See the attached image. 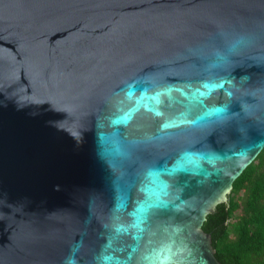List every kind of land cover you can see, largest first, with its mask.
I'll return each mask as SVG.
<instances>
[{"label": "water", "instance_id": "obj_1", "mask_svg": "<svg viewBox=\"0 0 264 264\" xmlns=\"http://www.w3.org/2000/svg\"><path fill=\"white\" fill-rule=\"evenodd\" d=\"M263 149L264 0H0V264H223Z\"/></svg>", "mask_w": 264, "mask_h": 264}, {"label": "trees", "instance_id": "obj_2", "mask_svg": "<svg viewBox=\"0 0 264 264\" xmlns=\"http://www.w3.org/2000/svg\"><path fill=\"white\" fill-rule=\"evenodd\" d=\"M223 264H264V149L235 180L228 202L207 216Z\"/></svg>", "mask_w": 264, "mask_h": 264}, {"label": "snow or ice", "instance_id": "obj_3", "mask_svg": "<svg viewBox=\"0 0 264 264\" xmlns=\"http://www.w3.org/2000/svg\"><path fill=\"white\" fill-rule=\"evenodd\" d=\"M146 259H150V258L146 257ZM103 260L105 264H119V261H115V258L111 256H105L103 257Z\"/></svg>", "mask_w": 264, "mask_h": 264}]
</instances>
